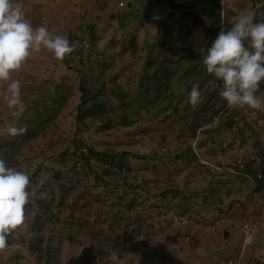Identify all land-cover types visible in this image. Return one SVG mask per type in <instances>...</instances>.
<instances>
[{
    "label": "rangeland",
    "instance_id": "374dc122",
    "mask_svg": "<svg viewBox=\"0 0 264 264\" xmlns=\"http://www.w3.org/2000/svg\"><path fill=\"white\" fill-rule=\"evenodd\" d=\"M187 1L192 0H156V4L150 5L147 0H14L23 5L25 18L34 28L43 25L56 35H76L77 45L83 42L79 40L83 36L82 29L94 24L99 38L95 51L104 54L112 68L102 75L93 69L96 78L92 92L101 89L102 83L105 94L113 86H116L115 92L122 90L129 99H134L136 92V104L128 117L140 126L115 125L107 132H98L96 127L102 125L105 118L88 119L86 129L77 135L96 152L115 154L123 151L144 158L143 161L131 159L138 163L132 165L138 170L129 173L124 181L103 176L100 168L96 170L98 174L86 169L82 170L86 174H81V169L70 171L74 162L70 157L67 164L58 163L61 153L68 149V153L72 151L70 141L75 134L74 116L80 94L77 90L79 74L70 67L78 65L79 60L72 56L70 65H64L45 49L33 52L22 68L12 74V79L20 80L24 88L21 97L31 94L30 87L35 85L40 86L36 98L42 101L49 96L46 91H52L57 84L69 87L72 94L43 135L22 145L15 155H7L1 150L0 158L6 160L7 166L29 175L30 197L43 199L48 213L58 217L59 221L45 222L41 232L44 239L38 252H32L36 239L31 225L39 230V220L24 216L23 223L8 236L6 247L0 251V264H46L49 255L52 264H238L234 263L233 257L241 256L243 249L249 246L264 262L262 196L253 193L252 201L258 197L263 209L251 202L255 213H249L241 225H231L228 219L231 217L227 218L201 202V195L206 194L210 185L221 176L226 187H235L232 194L222 198V208L251 196L254 180L245 177L240 182L235 181V177H239L236 169L241 170L249 163L250 171L263 176L260 170L264 161L258 160L257 150L264 148V109L226 106L210 120L212 110L220 105V101L212 98L213 106L206 113V109L203 111L207 121L203 123L201 118L197 121L203 130H197L195 137L191 135V120L187 124L178 118L163 122L159 115L152 119L147 112L139 119L132 116L144 93L137 89L138 83L144 81L146 84L152 80L147 78L151 72L144 70L143 63L157 25H163L166 34L183 37L187 45H192L187 56L197 49L191 55L196 61L205 48L209 34L206 28L215 21L213 17H218L219 21L222 15L226 21L225 29L231 28L233 17L240 14L250 15L254 23H264V0H196L195 12L200 22L191 19L183 27L178 20L174 22L173 13L166 15L167 9L163 8L167 4L188 16L193 8ZM152 11L159 16L164 13L160 17L162 22L158 21L159 16H151ZM144 16L148 20L140 23ZM123 33L134 36L133 47L127 55L120 57L118 46L110 45V41L119 43ZM86 53L87 49H84L83 58ZM81 68L86 70L87 64ZM181 73V70L179 75L173 72V79L185 84ZM160 74L158 71L157 76ZM49 81L57 84L54 86ZM9 82H0V142L11 138L4 129L17 124L2 98L5 92L2 86ZM172 85L179 92L180 86L176 88L173 82ZM207 85L208 90L202 89L201 95L205 96L215 85L213 77ZM257 96L264 104V90ZM108 98L115 101L110 95ZM24 105L29 106V102L25 101ZM232 113H236L235 127L229 132L225 127L219 128L215 133L217 138L211 140L213 135L209 136L207 132L226 123L222 117L228 118ZM109 116L115 121L124 118L121 111H113ZM251 126L256 128V134L250 130ZM141 128L148 130L141 134L138 132ZM82 152L88 158V152ZM52 169L61 174L57 182L52 178ZM219 173L223 175L219 176ZM38 189L42 191L36 193ZM132 199L136 204L128 207ZM249 264L255 262L249 261Z\"/></svg>",
    "mask_w": 264,
    "mask_h": 264
},
{
    "label": "trees",
    "instance_id": "16d2710c",
    "mask_svg": "<svg viewBox=\"0 0 264 264\" xmlns=\"http://www.w3.org/2000/svg\"><path fill=\"white\" fill-rule=\"evenodd\" d=\"M195 2L196 0L188 2L189 4H192L191 6L193 8L191 12L188 13V16L181 10L178 12L172 7L167 6V4H164L165 7L163 9H167L166 15L173 13L174 22H177L178 20V24L184 27L185 25L187 26V22L191 19L193 21L200 22L198 21V15L195 12ZM216 2L218 3V1ZM147 4H156V0H147ZM151 14V16H159L156 11H152ZM162 15L157 17L158 21H161L162 18L160 17ZM214 19L215 21L213 23L211 22L206 28L209 31V34L206 38V45L203 49L202 55L196 61L191 57V55L197 49H194L192 53L190 52L191 55L187 56L188 51H192L193 49L192 45H187L183 37H178L177 35L172 37L166 34L163 30V25H157L156 31L149 44L150 47L145 54L146 57L143 63L144 70L151 72V74H148L147 78H152V80L146 82V84L144 81L141 84L138 83L137 89L144 93L141 97H139L142 101L139 103V106L137 105L138 107L136 108L135 112H133L132 116L139 119L143 113L147 112L151 114L152 119L159 115L160 121L163 122L168 121L170 118H178L187 124L188 121L191 120L193 123L191 135L195 137L197 130H203V126H199L197 121L200 118L203 123L207 121V116L205 113L213 106V104H211L212 98L220 101V105L217 109L212 110V115L208 117L209 119H213L220 112H223L226 106L228 107L227 102L219 96L222 82L217 80L214 75L208 74L202 65V60L207 53V49L211 46L212 41L217 36L215 24L218 22V17L215 16L213 17V20ZM147 20L148 17H141L140 23ZM141 26L142 24L139 25V27ZM165 29H167V27H165ZM170 33L173 34L171 31ZM82 34L83 36L80 37L79 40L87 44V53L85 57L83 58L82 56V49L84 48V45H81L80 43V45H77L75 51L62 61L64 65H70L72 56L78 57V65L72 66L70 68L77 71L79 74L77 90L80 96L79 103L76 107V114L74 116L75 134H73V137L70 141L72 151L68 153L67 151L70 150L68 149L61 153L58 163L65 165L68 162V157H70L74 161L73 168L68 169L70 171L81 169V174H86L82 171L83 169H86L98 174L96 173V170L100 168L103 176H113L116 179H122V181H124L129 173L133 171L136 172L138 170L136 167L132 166L137 165L138 163L133 162L131 159L143 161L142 159L144 157L132 155L123 151H117L115 154L106 153L105 151H101L100 153L96 152L90 144L84 142L80 137H78L77 134H80L82 130L86 129L85 121L88 119L97 120L105 118L104 123L96 127V131L98 132H107L115 125L122 127L135 126L136 121H130V117L128 116L131 113V109L133 108L132 106L136 104V92L134 93V99H129V95L127 93L122 90L115 92L116 86H113L109 90V93L105 94L103 83L99 86H102L101 89L98 88L94 93L92 92V86L94 85V79L96 78V75L93 73V69H97L100 75H102L112 68V64L105 58L104 54H100V52L95 51L99 38L95 32L94 24L86 25V27L82 29ZM76 37V35H67L66 38L70 43H73ZM133 38L134 36H132L131 33H123L122 39L119 43L111 40L110 45L113 44L115 47L118 46V56L123 57L127 55L129 51H131V47H133ZM180 39H183V41H180ZM176 41L180 42V44H178ZM85 64H87V69L83 71L81 67H84ZM176 69L178 70L176 71ZM179 70L182 71L181 77L183 78L185 84H181L182 81L180 80L177 82L173 79V72L179 75ZM158 71L161 72L159 76H157ZM211 76L213 77V82L215 85H212L209 88L210 90L205 96L200 95V102L198 105L192 106L189 104L188 95L191 92L192 87L194 85H198V90L201 93L202 89H207V84L210 82V80H212ZM172 82L176 88L180 86L178 87L179 92L175 90ZM50 83L54 86L57 84L55 82ZM182 85H184L183 89ZM2 88L5 89L4 96L2 97L4 98L6 94V85L5 87L2 86ZM30 88L31 94L34 95L29 94L22 97L23 102H29V106H25V112L23 113L22 117L17 120V124L15 125H18V127L26 126L27 131L23 135L15 137L8 135L11 138H6L4 141L0 142V151L4 150L5 154L7 155H15L18 153V149L22 145L28 144L32 140L37 139L40 135H43L47 128L56 120L61 110L64 108L68 98L72 94V91L69 87H64L62 84H57L52 91H46L49 96L47 99L42 101L39 98H36V94L38 93L37 90H39L40 86L37 87V85H35L31 86ZM22 90H24V88L21 85V95ZM262 90H264V84H261V91ZM109 95L112 96L115 101L109 100ZM143 102L144 104L142 105L141 103ZM205 109L206 111L203 113ZM1 110L2 108L0 106V112ZM113 111H121L124 118L122 120L117 119V121H115V119H111L109 115ZM235 117L236 113H232L228 118L222 117V119L226 120V123H223V125L221 124L216 129H210V132H207V135H213L210 139L213 140L214 138H217L215 133L221 127H225L226 131L228 132L233 126L235 127ZM136 126L139 128L140 125ZM146 130L148 129L141 128L138 132L144 134L146 133ZM250 130L253 134H256V128L253 129L251 126ZM83 150L88 152V158L85 157L84 153L82 152ZM257 158L260 161H264V148H258ZM77 163H80L79 167H77ZM249 166V163H245L244 168L242 167L241 170L236 169L239 177H235V181L240 182V180H244L245 177H251L255 184L254 188L252 189L251 196L236 200L235 202L229 203L226 208H222V198L232 194V191L235 190V187H226V183L221 181V175H223L221 173H219V176L221 177L212 185H210L207 193L201 195V202L207 208H211L213 210L217 209L216 212L225 215L227 218L231 217L228 218L231 225L243 224L249 213H255L254 206L263 209V205H260L257 198L261 196L264 198V166L260 170V172L263 174L262 177L256 175L255 172L250 171L248 168ZM60 175L61 174L59 171L52 169V178L56 182L59 181ZM34 176L35 174L33 173L32 177L34 178ZM96 178L98 179V175ZM33 184H35V181ZM40 190L42 191V189ZM40 190L38 189L35 191L36 193H39ZM253 193L258 195L255 201H252ZM135 202V199H132L128 202L130 204L127 206L132 207L133 204H136ZM251 202L254 206L251 204ZM251 206L253 208L252 210H250ZM24 216H33L32 220H39L37 221V224L40 226L39 230L31 225V230L35 232L34 238L36 239L35 245L32 247V252H38L41 241L44 239L41 235V232L43 231L45 222L48 221V223H52L54 220L59 221V219L58 217L56 218V216H53L52 213H48L47 204H45L43 199L37 200L33 197H30V203L25 206ZM53 225L56 227L57 223ZM212 230L214 231L215 228L213 227ZM68 239L71 238L68 237ZM253 251V247H245L241 256L239 255L238 257V255H236L233 257L234 263L242 264L244 262L245 264H249V261H252L255 262V264H264V262H261L260 259H258V257L253 254ZM47 258L48 260H46V264H52V256L49 255Z\"/></svg>",
    "mask_w": 264,
    "mask_h": 264
},
{
    "label": "clouds",
    "instance_id": "9594fccd",
    "mask_svg": "<svg viewBox=\"0 0 264 264\" xmlns=\"http://www.w3.org/2000/svg\"><path fill=\"white\" fill-rule=\"evenodd\" d=\"M220 18V17H219ZM231 28L222 25L203 57L202 65L208 74L222 82L219 96L228 107L264 109L258 98L264 84V23H254L247 14L233 17ZM77 48L62 35L47 27H33L25 18L23 5L14 0H0V82L6 85L5 101L10 115L19 120L25 112L21 97V81L12 79L33 52L47 50L57 61L65 60ZM198 85L188 95V102H200ZM10 136L23 135L27 127L8 126ZM30 177L15 167L7 166L0 158V250L7 245L8 236L24 221L25 206L30 203Z\"/></svg>",
    "mask_w": 264,
    "mask_h": 264
},
{
    "label": "built area",
    "instance_id": "2783aa9c",
    "mask_svg": "<svg viewBox=\"0 0 264 264\" xmlns=\"http://www.w3.org/2000/svg\"><path fill=\"white\" fill-rule=\"evenodd\" d=\"M220 9L223 10L224 7H222V5H220ZM222 22H223V23H222ZM225 22H226V21L224 20L223 16L221 15L220 18H219V21H218V22L216 23V25H215L217 35H218L219 31H220V26L222 25V26L224 27ZM221 23H222V24H221ZM218 24H220V26H218ZM74 42L77 43V41H74ZM82 44L84 45V48H83L82 50L87 49V44H86L85 42H82L81 45H82ZM248 178L251 179V177H248ZM251 180H252V179H251Z\"/></svg>",
    "mask_w": 264,
    "mask_h": 264
},
{
    "label": "crops",
    "instance_id": "0c3cea01",
    "mask_svg": "<svg viewBox=\"0 0 264 264\" xmlns=\"http://www.w3.org/2000/svg\"><path fill=\"white\" fill-rule=\"evenodd\" d=\"M204 11V10H203Z\"/></svg>",
    "mask_w": 264,
    "mask_h": 264
}]
</instances>
